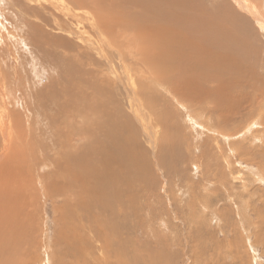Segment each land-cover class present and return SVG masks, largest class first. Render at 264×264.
<instances>
[{"label": "rangeland", "instance_id": "374dc122", "mask_svg": "<svg viewBox=\"0 0 264 264\" xmlns=\"http://www.w3.org/2000/svg\"><path fill=\"white\" fill-rule=\"evenodd\" d=\"M251 2L260 6L264 16V0ZM97 4L105 5L110 13L115 10L120 15L123 11L126 27L111 23L110 28L104 27L106 33L99 35L88 17L98 9ZM142 4L140 0H0V264H264V31L246 18L242 26L250 21L254 32L235 28L231 45L225 39L230 34L220 36L225 39L221 42L215 34L218 40L212 37V44L223 52L225 49L227 55L204 59L219 63L217 78L208 82L197 72L196 79L211 87L220 85L218 80H227L225 95L213 97L215 103L228 108H221L225 112L214 123L226 132L223 137L193 127L185 113L188 106H179L178 89L183 85L178 87L172 81L175 96H170L157 86L155 71H151L154 67L147 69L136 58L140 56L137 48L146 45V49L157 48V62L162 59L160 46L167 51L163 50L164 58L170 60L169 47L181 45L166 39L171 25L161 29L172 18L167 13L162 18L160 7L152 13L149 0L147 10ZM229 4L234 7L233 15L246 17V10ZM194 7L201 17L203 13L215 14L209 6L199 3ZM133 17L139 20L135 22ZM128 19L138 25L127 26ZM151 19L157 21L155 26L160 25L157 32L143 29L142 24H152ZM106 34L115 36L109 37L112 43L106 38L110 46L100 40ZM152 37L156 39L150 41ZM67 45L75 50L69 52ZM129 50L131 55H127ZM144 68L145 77L154 82L141 80ZM101 73H108L106 78L115 82L119 78L126 86L127 90L118 94L123 95L121 101L127 105L123 112L136 132V137L129 139L133 143V174H126L128 181L123 184L120 177H110L123 175L121 170L111 168L114 172L107 173L111 181L104 178L105 188L121 193L115 198L119 204L110 211L99 206L97 197L84 194H77L75 205L59 188L64 180L58 177L62 169L57 167L86 143L78 140V134L86 120L93 118L85 103L80 109L75 104L73 113H67L71 102L64 89L73 88L75 96L80 92L79 102L88 97L97 101L95 93L90 95L83 85V78L91 83L102 78ZM139 81L147 88L142 94L150 96L156 110L140 102L141 94L133 93ZM196 85L191 96L203 92L201 84ZM111 92L115 98V90ZM202 102L214 107L212 98L190 106L205 111ZM206 110L204 123L208 116H216L215 110ZM168 112L172 121L165 117ZM190 126L202 132L201 136ZM69 136L68 145L64 142ZM93 169L100 170L99 163ZM77 182L69 187L78 190ZM6 197L12 200L10 205L1 204ZM83 203L89 210L78 207Z\"/></svg>", "mask_w": 264, "mask_h": 264}, {"label": "bare ground", "instance_id": "6f19581e", "mask_svg": "<svg viewBox=\"0 0 264 264\" xmlns=\"http://www.w3.org/2000/svg\"><path fill=\"white\" fill-rule=\"evenodd\" d=\"M101 1H103V0H101ZM135 1H138V0H135ZM142 1H144L143 4L145 3L144 6H146V8L144 7V9L147 10L149 2H147L148 5H146V1H148V0H142ZM142 1L140 0L141 4H142ZM149 1L151 4L152 13H157L154 9L158 10V8L160 7L162 12H160L159 15L162 18H163V16H162L163 13H167L166 16L169 18H172L171 22H169V20H166L164 22V26L161 27V29H163L165 26L171 25V30L169 32V35L166 37V39L172 40V41H180L181 45L173 44L169 47V53L172 56V59H170V60L167 58H164V57H166L165 52H163V50H165V49H163L160 46V51L161 50L162 51L158 52V53L160 54L159 56H162V59H161V61L157 62V60H160L157 57V52L154 51L157 48L149 49L147 47V49H146L145 48L146 45L144 48L143 47L142 48L140 47L141 49L137 48V53H140V56H138L136 58H138L139 62L142 61L143 63L140 62V64H144L145 65L144 67H147V69H148V67H151V66L154 67V69L151 68V71H155L157 86L164 88L165 92L170 93V96L171 95L175 96V94L171 91V86L173 84H170V83L172 81H174V83L177 84L178 87L183 85L182 90L178 89V96H179L178 98H180L182 101V103H179V106H181L183 108H184V106L185 107L188 106V107H186L187 110L186 109H184V110H186L185 113L188 114L189 120L191 121L193 127L198 126L199 130L201 129V131H207V133H210L209 131L216 132V133L219 132L218 133L219 135L226 137V135H225L226 132L224 133V131L217 129L214 126V123L217 122V118L222 117L221 116V115H223L222 111L225 112V110H221V108H223L225 106H221V104L215 103V101H214L215 99L213 97H223V95H225V92H227L225 90L227 80H225V81L218 80V81H220L221 84L218 86L211 87L209 85H206V84L199 82L196 79V75H197V72H201V73H203V76L206 77V81L210 82V81L216 80V78H217L216 69L219 66V63L216 60L215 61H208L204 58L205 57H209V58L220 57L221 59H224L225 58L224 56L227 55L226 54L227 52L225 49L223 52V51H221L222 49L220 50V49H218V47H215L212 44L213 43L212 37L216 41V40H218L217 38L224 35L225 32L228 35L229 34L231 35L235 31V28H238V29H240V31H242V32L245 31L249 34V32H252L254 28L252 27V24L248 25V23L250 21H248V23H246L245 26H242V22L244 21V19L246 20V18L247 19L251 18L253 21L257 22L260 29L264 31V16L262 14L263 12L261 13V11L259 10L260 6L257 4H254V2H251V0H209L208 3L207 2L205 3L204 0H149ZM199 3L202 4L203 6H209L211 9H213V12H215V14L203 13L202 17H201L200 14H198V12H196L194 10V8H195L194 5L199 4ZM229 3H232L233 5L237 4L239 8L240 7L242 8L241 10H246V12H247V14H245L246 17L244 15L245 18H243V17L241 18L240 14H234L233 15L232 11L234 10V7L232 5H230ZM103 4H102V6L100 4L101 7L97 4L98 9L97 10L94 9L96 11L94 12V10H93L91 15L88 16L90 18L89 24H91L95 29H97V31L99 32V35H103V33H106L105 32L106 30L104 29V27L110 28L111 23H114L117 26H125L126 27V25H125L126 22L124 19L125 14H123V11L120 10V13H121L120 15L117 14L119 11L117 12L115 10H114V12L115 13L117 12L116 14L110 13V12H112V10L109 12V8L106 9L105 5H103ZM143 4H142V9H143ZM79 5H81V4H79ZM81 6H83V5H81ZM199 6H201V5H199ZM109 7H110V5H109ZM138 9H139V7H138ZM230 10H231V12H230ZM169 13H170V16H168ZM133 15H135V14H133ZM136 15H135L136 18L139 17ZM135 17H133V18H135ZM125 18H127V17H125ZM136 18L134 19L135 22L139 20V18H138V20H136ZM153 18H155V17H153ZM128 21L130 22V19H128ZM152 21H151L152 24L151 23H147L148 25L142 24V26L144 27L143 29L145 31H149V32L156 31L157 32V28H160L159 24H157L158 27L155 26L157 21H155V22H154V20H152ZM77 22H79V21H77ZM129 22L127 23V26H130L131 22L130 23ZM154 23H155V25H154ZM80 24H82V23H80ZM80 24L78 23L77 26H82ZM131 25H133V21H132ZM134 25H136V24L134 23ZM137 25H138V23H137ZM206 31H207V33H206ZM107 32H110V31L107 30ZM118 33H120V32H118ZM236 33L237 32L235 31V34ZM43 34H44V32H43ZM215 34H216L217 38L214 37ZM252 34L253 33H251V35ZM232 35L229 37H225V39L230 43L229 44L226 41L227 46L231 45V41H232V43L235 42L234 41L235 38ZM239 35H241V34H239ZM239 35L237 34V37H239ZM110 36L108 34H106V36L100 37V40L102 41V43H104L106 38L109 39V37L110 38L115 37L114 34H112ZM249 37H250V35H249ZM242 38L243 37L241 36V39ZM149 39H151V38H149ZM154 39H156V38L152 37V39L150 41H152ZM223 39L224 38L220 39L219 42H221ZM146 40H148V39H146ZM240 40L238 39V41H240ZM106 41H108V40H106ZM242 41H243V39H242ZM242 41H241V43H242ZM109 43H112V39H111V41L109 39ZM217 43L215 42V45ZM236 43H239V42H236ZM69 44H70V42H69ZM106 44L109 45L108 43H106ZM205 44H207V46H205ZM218 44H220V43H218ZM112 45H114V44H112ZM235 45H237V44H235ZM239 46H241V45H239ZM239 46H235L234 48L237 47V50H238ZM221 47L219 45V48H221ZM231 47H233V44ZM65 48L68 49L70 52V50L72 51L75 47H73V45L72 46L67 45V47L65 46ZM240 48L242 49V47H240ZM244 48H245V50L248 49L246 47H244ZM233 49H232V51H233ZM229 50H230V47H229ZM234 50L237 51L236 49H234ZM242 51H244V49H242ZM120 52H123V51H120ZM248 53H249V51H248ZM127 55H131L130 50L128 51ZM228 55H229V53H228ZM234 55H236V54H234ZM238 55H239V52H238ZM244 55H245V53H244ZM124 56H125V54H124ZM132 56H134V55H132ZM239 57L241 59L245 60V58H242L241 56H239ZM78 58H80V57L78 56ZM235 58H238V57L235 56ZM236 60H238V59L232 60L231 62L235 63ZM100 63H102V62H100ZM134 63H135L134 65H136V62H134ZM185 63H186V65H184ZM238 64H240V62ZM207 65L209 67H206ZM60 66H62V65H60ZM86 66H88V65H86ZM136 66L139 67L138 65H136ZM220 66H222V64ZM133 67H135V66H133ZM170 67H171V70H170ZM77 68H80V67H77ZM85 69H87V68H85ZM87 72H89V71L86 70V73ZM144 72H145V68L143 71L141 70V72H140V76H142L141 80H143V82L145 84H146V82L149 83L150 81L154 82V80L148 79L147 77H145ZM82 75H84V74H82ZM100 75L102 78H100ZM100 75L98 76V78H100V79H96L97 81H92L91 83L87 82L88 80L85 81V79L83 78V80H84L83 85L86 86V89H90V95H93L95 93L97 101L91 100L88 97L87 99L89 100V103H88V100H84V99H82V101L79 102L80 96H81V95L79 96L80 92L78 94L76 93L77 95L75 96V95H73L74 93L72 92L73 88H70V89L65 88V87H64L65 89L62 88L65 90L64 93L67 94V99H69L70 100L69 102H71L70 103L71 109H67L68 110L67 113H73L72 108L75 106V104H76L77 109H80L84 106V103H85V104H88L89 109H90V113L93 115V118L91 120L90 119L86 120L87 122L85 124V128L81 132H79V134H78V140L83 141V139H84L86 141V143L83 145L82 148H79V152L77 154L70 155V156H67L64 159H62L63 165H58L57 167L62 169L61 172L58 173V177L61 179L63 178V180H64L62 183L59 182L60 183L59 188H61L60 190H63L64 194L67 195V197L71 201L72 200L75 201V205L78 202L75 200V197L77 196V194H84L87 196L97 197L99 206L102 209H104V211H106V210L110 211L113 208L111 206H113L115 204H117V205L119 204V201H117L115 198L118 197V196H116V194H121V193H115L116 191H119V190H115L111 187H110V189L105 188V186H103V183H105L104 178H107V180L109 179L111 181V179L107 176V173L110 175L114 172V171L112 172V169L119 168L125 177L121 174L118 176H114V174H112V175H110V177L111 176L114 178L120 177L121 182L123 181V184H124V181L125 182L128 181V179L126 178V174H133L134 159L131 157V147H132L133 143H130L129 139H134L136 137V132L134 130V127L132 126V122L129 123L130 122L129 119L126 120L127 115H125L123 112L124 111L123 106H127L126 103L124 105V103H122V101H121V100H123L122 99L123 95L118 94V91H121V92L124 91L125 92L126 86L124 87L123 85L120 84L119 78H118L117 82H115L116 80L112 79V77H111V79L106 78V76H109L108 73H101ZM75 76H76V74H75ZM165 79H169V80L165 81ZM77 80H79V79H76L75 81H77ZM80 81H82L81 78H80ZM143 82L142 81L140 82L139 87L134 86L132 91L136 96H140V97L143 96L144 97L142 100H140V102L142 101L143 103L148 104L147 107H149V108L152 107L154 110H156V106H152L153 104L150 103V100H149L150 96L148 97V96H145L144 94H142L144 92V90L147 89L144 87ZM80 83H78L77 86ZM197 83L201 84L200 89L203 92H201L199 94H194L191 96V94L198 89V86L196 85ZM166 88H168V89H166ZM112 89H114L115 92L117 93V94L115 93V98H114V95H112V92H111ZM82 90H83V88H82ZM126 90H127V88H126ZM56 93H58V92H56ZM58 94H60V93H58ZM85 94L83 96H85ZM129 95H131V94H129ZM86 97H87V95L84 98H86ZM58 98L55 97V100H60ZM64 98H65V96H64ZM117 98H121V99L117 100ZM209 98H212V103L214 104V107L213 106L209 107V104H207L206 102H202L205 105V107L204 106H200V107H204L205 111H197L192 106H190V103H193L194 101L204 100V99H209ZM44 100L46 101L47 99H44ZM239 101H241V100H239ZM245 101H243V102H245ZM258 101H260V100H258ZM129 102H127V103L129 104ZM195 103H197V102H195ZM247 104H244V105H247ZM249 104H250V102H249ZM133 105H135V104H133ZM138 106L140 108V104H138ZM236 106H232L231 108L232 109L235 108L236 110H238V108ZM62 107H64V104L61 106V109H62ZM65 108H67V107H65ZM206 108L209 110H215L216 116H215V118H212V119H210V117L208 116L207 119L209 121L206 120V122L204 123V122H202V120L205 119L204 117L207 114ZM225 108L228 109L227 107H225ZM243 109H244V107H243ZM137 110L138 109L135 108V111H137ZM260 111H261V108L258 109L259 113H260ZM262 111H264V110H262ZM157 114H160V112H157ZM237 114H238V112H237ZM165 117L171 118L170 113L168 112L167 114H165ZM173 118L174 117L171 118V121ZM199 119L201 120V122L199 121ZM84 121L85 120H83V122ZM190 121H189V123H190ZM82 128H83V126H82ZM190 129L192 130L191 126H190ZM192 131L195 135L201 136L202 132H198L194 129ZM244 131H247V129H245ZM229 135H231V134H229ZM70 138H71V136L66 138V142H64V143H67L69 145L70 144ZM60 141L61 140L57 141V144ZM153 144H154V142H153ZM63 148H64V146H63ZM60 153L61 154L59 155L60 156L59 158L61 159L62 158V152H60ZM64 160H65V164H64ZM95 163H99V169L100 170L93 169ZM123 171H127V173H123ZM110 172H112V173H110ZM56 176H57V174H56ZM76 181L80 182L79 186H81V188L78 186L79 188H76L78 190L71 189L69 186H71V184H73V186H74V183ZM117 182H119V181H117ZM110 183L112 184V182H110ZM109 186L110 185H108L107 187H109ZM67 187H69V188H67ZM119 188H120V185H119L118 189ZM53 193L56 194V191ZM60 194H61V192H60ZM65 195L64 196L60 195V196L63 198V197H65ZM79 198L82 199L81 197H79ZM11 201L12 200H9V198L6 197V199L2 200L1 204L6 203V204L10 205ZM65 205H66V203H65ZM81 206L82 207L85 206L86 209L89 210V206L85 205L84 203L78 205V207H81ZM85 215L87 216V214H85ZM82 218L83 217H81V219Z\"/></svg>", "mask_w": 264, "mask_h": 264}]
</instances>
